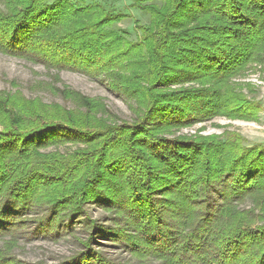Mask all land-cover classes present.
<instances>
[{"label": "trees", "instance_id": "obj_1", "mask_svg": "<svg viewBox=\"0 0 264 264\" xmlns=\"http://www.w3.org/2000/svg\"><path fill=\"white\" fill-rule=\"evenodd\" d=\"M133 2L150 16L136 24L135 43L117 26L126 16L98 0H0V54L55 72L39 85L66 104L0 90V238L48 202L41 223L57 234L81 196L124 210L141 236L132 246L162 264H264V146L236 134L171 147L161 137L218 115L257 120L255 88L237 80L252 72L264 80V0ZM64 71L103 77L134 103L133 123L101 97L58 87ZM185 85L193 87L170 89ZM81 176L79 195L62 201ZM247 199L254 211L239 207ZM7 253L0 249V264L11 263ZM75 259L63 264H112L93 251Z\"/></svg>", "mask_w": 264, "mask_h": 264}, {"label": "rangeland", "instance_id": "obj_2", "mask_svg": "<svg viewBox=\"0 0 264 264\" xmlns=\"http://www.w3.org/2000/svg\"><path fill=\"white\" fill-rule=\"evenodd\" d=\"M98 1L104 2L117 14L126 16L117 26L121 30L129 32L128 38L130 43H135L141 34L136 24L148 26L150 23L148 13L133 8V0ZM150 4L145 3L144 5ZM53 73L55 72L49 73L43 66L0 54V90L15 91L16 89H20L28 98H40L48 104L59 103L66 105L59 96L53 95L48 89L39 85L41 82H51L50 74ZM60 77L63 83L58 84V87H62L65 84L84 95L101 97L105 100L110 110L122 118L124 122L133 123L131 119L134 115L130 109V105L134 103L122 96V93L110 88L103 77L96 79L88 77L83 73L70 71L61 72ZM11 82H16L18 87H13ZM237 82L251 84L255 88V92L249 97V101L251 100L260 106L256 121L233 119L228 116L218 115L193 126L170 130L161 136L162 139H166L167 145L170 147L178 145L180 142L183 144L187 143V145L191 143L203 145L199 142L208 143L213 141L217 143V140H225V138L236 134L243 138L244 146H264V80L259 73L252 72L247 78L239 79ZM191 87L193 85L172 87L170 89L184 90ZM240 111H244L243 106H241ZM61 150L65 151L64 149ZM86 179V176H81L79 181L75 180L72 183L69 188L71 190L67 194L61 192L59 197H63L62 201H65L71 194L79 195L80 190L78 187L80 185L78 184L80 182H86ZM125 193L128 195V192ZM80 197L78 196L76 198L78 200L73 202V204L70 203V207L68 206L67 210L64 211V215L67 217H64L66 220L61 225V230L59 229L60 232L57 234L49 236L45 234L46 228L43 226L45 223H41L40 216L46 210L48 211L49 205L51 204L43 200L44 203L42 204L48 203L45 206L41 205L38 211H30L27 219L23 222V226L18 228V232L0 238V249L8 250L6 257L11 259L10 264H63L79 257V255L87 251L104 255L112 264H162V261L157 260V257L149 249L140 247L138 251L136 246H132L136 241L134 238L136 236L140 238L141 236L136 233L137 224L130 223V218L126 217L127 214L124 210L118 207L97 205L89 201L86 202ZM157 197L159 199H166V196ZM212 201L217 205L222 204L220 194L214 193ZM239 207L249 211H254L255 209V206L249 199L245 203L240 204ZM81 209H83L84 214L77 216L80 213L78 210ZM70 211L74 212L73 215L75 214V219L72 223L70 222L71 225L68 222V219L72 215L69 213ZM257 213H259L258 210ZM260 225L261 223H258L256 226ZM101 228L104 230L107 229V231L115 229L123 230L124 235L122 237L109 236L106 233L95 235L94 233L96 231L100 232ZM86 243L88 244L86 245ZM141 246L143 247V245ZM245 259L246 263H251L252 261L251 258Z\"/></svg>", "mask_w": 264, "mask_h": 264}, {"label": "built area", "instance_id": "obj_3", "mask_svg": "<svg viewBox=\"0 0 264 264\" xmlns=\"http://www.w3.org/2000/svg\"><path fill=\"white\" fill-rule=\"evenodd\" d=\"M263 122H264V115H263Z\"/></svg>", "mask_w": 264, "mask_h": 264}]
</instances>
